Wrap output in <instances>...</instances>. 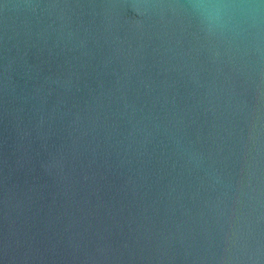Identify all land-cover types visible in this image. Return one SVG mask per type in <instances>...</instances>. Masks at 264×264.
<instances>
[{"label": "water", "instance_id": "1", "mask_svg": "<svg viewBox=\"0 0 264 264\" xmlns=\"http://www.w3.org/2000/svg\"><path fill=\"white\" fill-rule=\"evenodd\" d=\"M0 264H264V0H0Z\"/></svg>", "mask_w": 264, "mask_h": 264}]
</instances>
